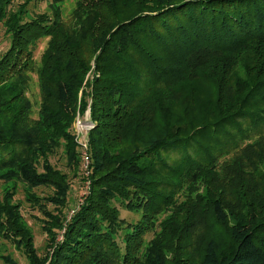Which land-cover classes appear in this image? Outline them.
Returning a JSON list of instances; mask_svg holds the SVG:
<instances>
[{
	"label": "trees",
	"instance_id": "16d2710c",
	"mask_svg": "<svg viewBox=\"0 0 264 264\" xmlns=\"http://www.w3.org/2000/svg\"><path fill=\"white\" fill-rule=\"evenodd\" d=\"M29 1L0 0V240L27 264H264V0Z\"/></svg>",
	"mask_w": 264,
	"mask_h": 264
},
{
	"label": "rangeland",
	"instance_id": "374dc122",
	"mask_svg": "<svg viewBox=\"0 0 264 264\" xmlns=\"http://www.w3.org/2000/svg\"><path fill=\"white\" fill-rule=\"evenodd\" d=\"M50 0H31L28 4V9L30 13H41L43 11H48L47 4ZM76 0H63L61 3V8L63 10V17H67L70 11L75 7ZM3 29L0 25V39H1V33ZM3 43L0 41V53L2 52ZM45 40H41L37 43V47L35 49V56L38 59L42 49L44 48ZM241 64L238 67V70H241ZM89 76V72L86 75V78ZM30 99L33 101L35 110L38 107L39 98H38V87H37V81L36 76H32V82L28 91ZM81 91H79V97H80ZM78 120V121H77ZM94 127V123L90 118V101H88V104L86 106V109L84 111L79 110V112L75 115L72 121L71 130L70 133L73 134L75 143L77 145V149L79 150L80 154V163L83 164L82 169L79 170V174L77 175L76 179L80 180L81 185H78V187H75L74 191V198L76 202H81L84 199V195L79 193V190L83 192H87L89 188V168H90V158L87 150V144H88V132L89 130ZM86 145V147L84 146ZM56 157H51V161L55 163L59 168L63 167L64 159L60 154H56ZM76 180V181H77ZM11 182H2L0 181V197L2 198L4 196V191L6 187H10ZM79 183V184H80ZM10 184V185H7ZM82 188V190H81ZM18 190V191H16ZM13 195V202L20 203V211L23 215L24 220L27 222L28 225L31 226L34 239H35V245L38 248H41L45 242V236L40 230V222L39 218L41 217L40 212L37 209H32L29 203H27L24 200L23 190L22 186L19 185V188L16 189ZM40 192V191H38ZM47 192V190H43L42 193ZM73 198V197H72ZM120 208V215L122 217H125L128 220H135L138 215L136 213L125 211L121 206ZM72 213L70 210H68L67 216L71 215ZM60 238V233L57 235V239ZM13 244H10L8 241L0 240V264H4L3 258L5 256H11L15 259H17L21 264H27L26 258L24 257V254L22 253L23 250L21 248H18L17 242Z\"/></svg>",
	"mask_w": 264,
	"mask_h": 264
},
{
	"label": "built area",
	"instance_id": "2783aa9c",
	"mask_svg": "<svg viewBox=\"0 0 264 264\" xmlns=\"http://www.w3.org/2000/svg\"><path fill=\"white\" fill-rule=\"evenodd\" d=\"M77 121H78V120H77ZM84 146L86 147V145H84ZM70 212L73 214V210H70ZM72 214H71V215H72ZM71 215H70V216H71ZM68 217H69V215H68Z\"/></svg>",
	"mask_w": 264,
	"mask_h": 264
}]
</instances>
